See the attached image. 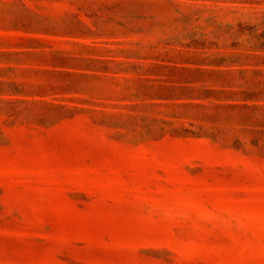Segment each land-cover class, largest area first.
Segmentation results:
<instances>
[{
    "label": "rangeland",
    "instance_id": "374dc122",
    "mask_svg": "<svg viewBox=\"0 0 264 264\" xmlns=\"http://www.w3.org/2000/svg\"><path fill=\"white\" fill-rule=\"evenodd\" d=\"M0 264H264V0H0Z\"/></svg>",
    "mask_w": 264,
    "mask_h": 264
}]
</instances>
